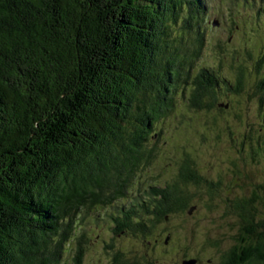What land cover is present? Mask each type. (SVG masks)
Wrapping results in <instances>:
<instances>
[{"label":"trees","instance_id":"obj_1","mask_svg":"<svg viewBox=\"0 0 264 264\" xmlns=\"http://www.w3.org/2000/svg\"><path fill=\"white\" fill-rule=\"evenodd\" d=\"M205 17V0H0V264H60L81 209L127 197L180 101L209 113L243 91L241 66L234 79L199 66ZM257 90L261 108L264 78ZM191 161L153 197L116 208L113 238L147 239L193 212L191 184L211 200L217 185ZM253 200L233 203L236 243L219 264H264ZM134 258L116 250L111 264H159Z\"/></svg>","mask_w":264,"mask_h":264},{"label":"rangeland","instance_id":"obj_2","mask_svg":"<svg viewBox=\"0 0 264 264\" xmlns=\"http://www.w3.org/2000/svg\"><path fill=\"white\" fill-rule=\"evenodd\" d=\"M205 5V45L198 64L232 79L241 66L243 91L221 94L216 101L224 109L221 114L216 111L218 105L203 113L192 111L180 101L174 112L177 116L162 125L153 162L137 173L127 197L110 205L81 209L74 236L63 246L60 264H111L116 250L159 264H182L189 258L196 259L195 264H219L221 254L234 245L240 224L233 210L236 198L253 197L254 206L260 208V217L264 218L259 205V198L264 196V154L254 149L258 141L261 147L264 145V101L260 108L257 90L264 78V19L256 14L259 8L264 10V0H205ZM223 102H227L226 108ZM184 154L193 160L192 167L217 185L212 199L204 187L199 194L191 184L188 189L195 192L192 202L196 205L192 213L161 223L147 239L123 235L113 238L109 216L124 202L128 207L131 198H151L153 188L159 191L175 181ZM209 241L217 242L218 248Z\"/></svg>","mask_w":264,"mask_h":264},{"label":"water","instance_id":"obj_3","mask_svg":"<svg viewBox=\"0 0 264 264\" xmlns=\"http://www.w3.org/2000/svg\"><path fill=\"white\" fill-rule=\"evenodd\" d=\"M192 210H193V208H191V209L189 210L188 213H191ZM166 242H167V240H166ZM195 263H196V260H195V259H189V260H186V259H185V260L182 262V264H195Z\"/></svg>","mask_w":264,"mask_h":264},{"label":"bare ground","instance_id":"obj_4","mask_svg":"<svg viewBox=\"0 0 264 264\" xmlns=\"http://www.w3.org/2000/svg\"><path fill=\"white\" fill-rule=\"evenodd\" d=\"M200 48H201V47H200ZM181 71H182V70H181ZM191 72H192V71H191ZM227 80H228V79H227ZM229 161H230V160H229ZM97 234H98V233H97ZM97 234H96V235H97ZM235 243H236V242H235ZM119 260H120V259H119Z\"/></svg>","mask_w":264,"mask_h":264}]
</instances>
